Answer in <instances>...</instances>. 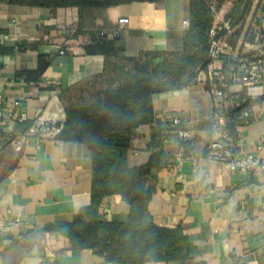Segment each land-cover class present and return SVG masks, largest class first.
Listing matches in <instances>:
<instances>
[{
  "label": "crops",
  "instance_id": "1",
  "mask_svg": "<svg viewBox=\"0 0 264 264\" xmlns=\"http://www.w3.org/2000/svg\"><path fill=\"white\" fill-rule=\"evenodd\" d=\"M189 6L190 0L122 5L111 13L106 21L111 26L103 34L122 38L124 56L177 50L187 30L184 20H188ZM230 7V2L224 5L215 24L223 21ZM123 17L130 21L121 23ZM91 23L105 21L101 16ZM80 24L76 7L52 12L0 2V94L3 107L14 112L5 122L0 120V221L6 223L0 231V264H131L108 260L92 248L75 247L69 237L48 229L50 224L72 222L80 208L91 203L93 160L88 147L35 137L22 150L12 145L13 136L24 132L38 116L64 124L67 90L103 74L102 54H74L67 46L71 38L82 45L96 34L97 27L81 29ZM19 44L25 50H19ZM39 55L50 60L40 81L29 83L18 77V72L39 69ZM223 63L220 59L214 65L222 67ZM238 89V85L231 87ZM153 100L165 134L156 150L169 153L172 164L179 151L177 132L185 128L191 131L193 151L202 159L197 170L193 165L191 171L183 167L188 159L179 172L163 168L152 182L155 189L148 204L158 225L183 226L189 237L187 257L141 264H264V176L231 171L222 162L204 157L211 141L228 133L204 119L213 109L206 85L196 81L156 94ZM255 115L240 131L236 157L250 152L264 160V142H260L264 100ZM175 118L181 122L176 124ZM156 126L157 122L139 127L141 137L127 156L131 167L150 158L149 142ZM130 211V204L118 196L106 198L101 206L108 221L125 222Z\"/></svg>",
  "mask_w": 264,
  "mask_h": 264
},
{
  "label": "trees",
  "instance_id": "2",
  "mask_svg": "<svg viewBox=\"0 0 264 264\" xmlns=\"http://www.w3.org/2000/svg\"><path fill=\"white\" fill-rule=\"evenodd\" d=\"M158 1L0 0L2 3L52 12L62 7H76L81 16L79 28L97 27L94 29L96 34L88 43L79 45L71 38L66 44L74 54H102L105 67L103 74L67 90L64 98L66 120L58 136L64 141L83 143L92 152L91 203L81 207L72 222L50 224L48 229L66 235L75 247L92 248L108 260L122 263L168 261L184 259L188 255L189 237L183 226L169 228L158 225L148 208L155 189L152 182L157 181L158 173L169 166L176 170V163L171 164L169 153L156 150L161 147L165 134L160 126L162 122L156 117L154 96L188 87L197 81L200 72L208 70L213 61L209 55L210 30L218 13L229 2L231 7L223 22L218 24L217 37L226 36L234 50L242 38L243 44L255 43L258 38L264 49V0H190L189 25L179 49L124 56L122 53L126 45L122 38H108L103 34L106 32L104 28L111 26L106 21L122 5ZM101 16L104 24L91 23V19L99 21ZM17 48L25 50L21 44ZM239 55L264 59V54L260 55L257 51L243 54L240 49ZM221 59L224 71L237 66L232 56L222 55ZM49 64V57L39 55L38 70L21 71L17 75L29 83H37ZM235 95L229 92L228 99H235ZM263 100L264 96L229 107V136L236 137V126L242 124L240 115L243 109L251 107L256 111ZM155 122L158 127H155L149 142L153 148L150 158L131 167L127 156L134 141L141 137L139 127ZM179 150H183L185 155L193 153L190 139L181 141ZM113 196L130 204L127 221L103 218L102 203Z\"/></svg>",
  "mask_w": 264,
  "mask_h": 264
},
{
  "label": "built area",
  "instance_id": "3",
  "mask_svg": "<svg viewBox=\"0 0 264 264\" xmlns=\"http://www.w3.org/2000/svg\"><path fill=\"white\" fill-rule=\"evenodd\" d=\"M129 21L130 19L127 17L120 19L121 23H128ZM184 24L188 27L189 21L187 19L184 20ZM210 36L209 55L213 61L207 71L199 73L197 81L206 85L213 98V109L204 114V119L211 121L215 128L227 131L228 123L231 121L228 115L229 107L240 106L247 100H258L264 96V59L259 56L249 58L245 55H238L233 57L237 61V66H232L227 71H224L223 66H215L214 62L220 60L222 55L231 56L234 49L226 36L217 37L218 24L213 25L210 30ZM60 53H65L64 49H61ZM233 85H238L240 89L232 91L231 87ZM229 92L236 93L235 99H228ZM2 100L3 97L0 94V120L5 122V120L13 116L14 112L13 108H4ZM240 118L242 119V124L236 126V137H231L227 133L225 137L212 140L209 145V151L204 154V157L210 161L222 162L231 171L264 176V160L260 157L250 152H245L239 157L234 155L236 148L241 144L239 140L240 131L243 126L255 120V110L251 107L244 108ZM174 122L178 124L181 120L175 118ZM63 127L64 124L62 123L58 124L42 115L38 116L24 132L13 136L12 145L15 150H22L25 144L33 137L41 141L53 139L57 142H63L64 140L58 137ZM190 137L191 131L188 129H179L177 132L179 143L190 139ZM260 142H264V137H261ZM186 159L191 161L194 170H197L200 167L202 156L196 152L185 155L183 150H179L175 154V171L179 172L181 163ZM5 226L6 223L0 221V231Z\"/></svg>",
  "mask_w": 264,
  "mask_h": 264
},
{
  "label": "rangeland",
  "instance_id": "4",
  "mask_svg": "<svg viewBox=\"0 0 264 264\" xmlns=\"http://www.w3.org/2000/svg\"><path fill=\"white\" fill-rule=\"evenodd\" d=\"M249 26V22L247 23L245 30H244V34L243 37L246 33V30L248 29ZM243 38L241 39V41L239 42L237 48L233 51L232 56L233 57H237L240 53V51L238 49H242L243 52H252V51H257L259 52L260 55L264 54V49H263V45L259 43V40H255V43H250L247 42L245 44H243Z\"/></svg>",
  "mask_w": 264,
  "mask_h": 264
},
{
  "label": "water",
  "instance_id": "5",
  "mask_svg": "<svg viewBox=\"0 0 264 264\" xmlns=\"http://www.w3.org/2000/svg\"><path fill=\"white\" fill-rule=\"evenodd\" d=\"M159 60V59H157ZM183 167H187L188 168V171H191L192 170V162L191 161H184L182 163Z\"/></svg>",
  "mask_w": 264,
  "mask_h": 264
}]
</instances>
